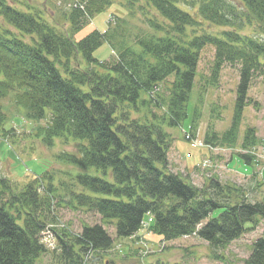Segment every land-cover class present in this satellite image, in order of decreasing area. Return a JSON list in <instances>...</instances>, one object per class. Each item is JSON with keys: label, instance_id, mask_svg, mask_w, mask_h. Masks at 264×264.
I'll list each match as a JSON object with an SVG mask.
<instances>
[{"label": "trees", "instance_id": "obj_1", "mask_svg": "<svg viewBox=\"0 0 264 264\" xmlns=\"http://www.w3.org/2000/svg\"><path fill=\"white\" fill-rule=\"evenodd\" d=\"M141 1L122 3L129 14L138 5L147 28L129 33L120 22L126 19L117 17L115 27L110 20L106 31L95 29L76 40L114 0H84L86 12L72 8L52 22L0 0V135L11 145L10 136H18L6 126L3 100L10 97L17 112L37 125L31 133L43 144L78 141V154L63 151L57 158L80 169L67 172L59 186L49 171L22 184L0 173V264H36L49 251L41 234L52 223L58 238L53 252L61 264H107L102 259L116 257V238L140 236L146 216L152 218L148 230L163 241L196 233L215 256L264 218V196L252 200L244 186L216 177L198 186L174 171L168 130L181 127L188 116L201 51L212 45L209 85H216L226 63H240V78L231 126L224 132L211 126L204 140L236 147L252 80L264 77V41L237 28L264 26V0ZM196 4L194 11L182 7ZM205 21L229 29L216 35ZM105 42L114 56L100 61L94 53ZM200 115L197 110L192 132ZM261 143L256 128L248 126L241 147L249 153H238L246 165H255ZM258 176L255 171L250 179L260 186ZM58 206L97 213L102 222L84 224L77 233L57 224ZM244 264H264V235Z\"/></svg>", "mask_w": 264, "mask_h": 264}, {"label": "rangeland", "instance_id": "obj_2", "mask_svg": "<svg viewBox=\"0 0 264 264\" xmlns=\"http://www.w3.org/2000/svg\"><path fill=\"white\" fill-rule=\"evenodd\" d=\"M10 4L22 10L38 11L48 21H53V16L58 19L61 13L72 8L79 7L86 12V2L84 0H7ZM125 0H114V4L96 14L87 24L76 34L75 39L80 40L91 31L97 29L101 32L107 30L109 21L115 25L117 17L120 22H125L129 33L137 32L139 28H147L143 22L144 12L138 5L131 7L132 14L128 13V6L122 2ZM239 3L237 0H231ZM139 3H142L140 0ZM184 4V3H182ZM190 11L197 8V4L192 6L182 5ZM153 13V10L149 11ZM61 18V17H60ZM63 26H68V22L61 20ZM204 27L213 34L220 35L223 30L229 27L219 26L204 22ZM117 25V24H116ZM115 25V26H116ZM114 26V27H115ZM241 33L257 37L264 41V26L245 24L237 28ZM95 57L100 61L110 60L114 56V51L108 42L99 47ZM215 63V48L212 45L205 46L200 55L198 71L193 86L190 102L188 105V116L181 127L168 128L173 138L172 146L169 150V161L174 171L188 175L191 181L198 186L208 183L212 177L218 178L222 182L242 185L248 191L250 199L262 198L264 196V184L257 185L251 180L255 165H246L237 157L241 147V140L248 126H253L257 134L264 141V77L257 75L252 80V85L248 92L250 104L245 107L242 125L239 132V142L234 148L221 146H205L202 140L205 138L207 130L211 126L217 132L227 130L233 120L235 102L237 97V86L240 78V63H226L222 66L216 85L211 84V71ZM7 108L9 128L13 126L17 135L13 147L9 142L1 140L0 135V173L7 175L12 181L22 184L31 180L34 176L50 172L55 185L58 181L66 178L67 172L77 173L80 169L63 163L57 155L63 151L79 153L78 141L69 139H56L55 145L47 146L31 132L36 129V124L24 119L17 112L12 98L3 100ZM200 110L201 115L198 125L193 133L198 135V139L189 142L185 138V132L191 131L192 121L195 119L196 111ZM46 125V121L40 122ZM18 137V138H17ZM3 139V138H2ZM11 143V142H10ZM258 154L264 159V143L258 146ZM260 158V159H261ZM260 160L261 177L264 179V161ZM260 180V177L258 176ZM47 180V179H46ZM49 181V180H47ZM56 207V206H55ZM57 216L69 224L71 229L77 233L82 230L84 224L101 223L99 214L83 210H71L68 207L58 206ZM149 216H146V221ZM113 232V226H108ZM142 237L116 238V257L114 254L103 257L107 264H244V260L250 255L252 245L259 237L264 235V218L258 219V224L249 229L240 238L232 241L226 248L220 249L215 256L205 240L195 236L179 237L174 240L164 241L162 235L151 232L146 228L140 230ZM57 249V248H56ZM59 252V251H58ZM127 253V256H122ZM124 257V258H123ZM109 258V260H108ZM110 260L112 262H110ZM36 264H61L57 252L48 251L39 257Z\"/></svg>", "mask_w": 264, "mask_h": 264}, {"label": "built area", "instance_id": "obj_3", "mask_svg": "<svg viewBox=\"0 0 264 264\" xmlns=\"http://www.w3.org/2000/svg\"><path fill=\"white\" fill-rule=\"evenodd\" d=\"M44 241L48 247L50 248L55 247V237H54L53 232L50 229H48L46 233L44 234Z\"/></svg>", "mask_w": 264, "mask_h": 264}, {"label": "bare ground", "instance_id": "obj_4", "mask_svg": "<svg viewBox=\"0 0 264 264\" xmlns=\"http://www.w3.org/2000/svg\"><path fill=\"white\" fill-rule=\"evenodd\" d=\"M264 161V159H262Z\"/></svg>", "mask_w": 264, "mask_h": 264}]
</instances>
